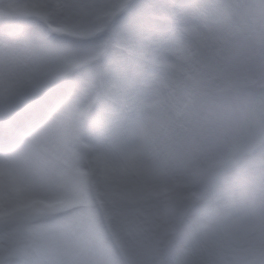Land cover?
I'll use <instances>...</instances> for the list:
<instances>
[{"label": "rangeland", "instance_id": "rangeland-1", "mask_svg": "<svg viewBox=\"0 0 264 264\" xmlns=\"http://www.w3.org/2000/svg\"><path fill=\"white\" fill-rule=\"evenodd\" d=\"M41 1L44 4L39 7L35 0H0V92L6 91L2 93L0 115H6L19 104V84L37 76L62 81V88L54 87L53 95L59 96L63 89L60 101L65 100L76 77L63 74L74 66L94 62L107 50L113 67L123 74L124 86L101 81L98 91L85 93L78 103L94 114L103 101L108 104L115 101L112 116L107 119L110 123L115 120L114 112L119 110L120 100L134 72V69H128L130 59L137 56V64L140 56L154 47L155 29L168 15L173 0ZM184 10L173 34L163 39L160 65L151 71L138 91L141 108L136 104L137 111L130 122L117 125L114 132L125 146H132L137 155L143 156L141 146L135 142L138 136L148 137L156 146L157 155L161 156L187 148L193 142L212 144L220 135L209 115L217 93L202 86L200 74L211 71L217 58L228 56L238 48L259 52L264 46V0H190ZM131 13L139 17L129 19ZM25 15L35 17L16 24V19ZM209 22L213 25L210 28L207 27ZM85 24L93 29L87 37L82 30ZM51 33L54 35L48 37ZM86 38L101 43L95 49L86 50L83 47ZM142 39L145 40L144 47L137 48ZM225 86L238 90L255 88L259 93L264 88V80L256 75L228 81ZM147 115V124L139 128ZM7 125L0 124V128L8 129ZM22 131L30 133L29 129ZM87 143L91 142L80 140L72 154L65 152L57 141L41 139L36 141L37 156H24V152L14 155V150L10 151L9 159L16 167L0 168V211L26 204L35 197L60 199V192L45 193L32 188L30 182L44 177L57 180L56 165L70 173L74 180L79 169L85 167L81 166L82 156L86 155L92 161ZM14 147L10 144L0 149L12 150ZM242 150L238 142L223 144L195 170L194 175L203 177L199 183L178 180L160 185L155 182L152 171L144 175L135 162L126 163L141 177L135 193L137 198L168 201V207L156 213L158 239L165 255L173 249L178 251L187 247L188 240L198 234L200 224L206 229L217 208L239 203L247 192L254 193L257 201L264 199V156L253 149L252 163L237 167L235 160ZM181 195L190 198L182 199ZM76 206L73 200L63 203L44 221L32 216L33 225L48 222L50 225L12 230L0 228V264H22L27 254L30 255L28 261L34 259L36 264H46V257L42 255L44 249L59 242L61 232L67 228L66 218L76 211ZM71 207L75 209L65 212ZM55 213L59 215L55 217ZM168 232L170 234L166 235ZM226 239L237 242L240 247L230 251L220 244L202 247L195 254L197 264H225L228 261L234 264L242 259L261 264L264 261V216L260 215L259 209L244 231L230 232ZM32 247L39 249V255L32 252Z\"/></svg>", "mask_w": 264, "mask_h": 264}, {"label": "clouds", "instance_id": "clouds-1", "mask_svg": "<svg viewBox=\"0 0 264 264\" xmlns=\"http://www.w3.org/2000/svg\"><path fill=\"white\" fill-rule=\"evenodd\" d=\"M212 26L211 22L207 25ZM82 30L86 37L93 31L88 24ZM100 43L86 38L83 47L92 50ZM63 75L76 79L67 98L50 105L44 112L41 127L69 154L76 151L80 140L94 138L100 145L101 159L90 165L81 161V166L89 167V174L77 173L65 193L78 207L66 218L67 228L61 232L59 242L44 249L46 264H197L195 254L202 247L220 244L226 251L240 247L237 242L228 241L227 234L244 231L256 217L257 209L264 216V199L257 201L252 192L245 193L239 203L217 208L206 229L190 238L187 247L173 249L165 255L158 239L156 213L166 209L168 201L164 198L142 200L135 196L141 177L127 167L122 143L111 124L103 117L93 119L78 103L85 93L98 91L101 81L123 87V74L113 67L106 50L94 62L74 66ZM256 75L264 80V46L259 52L238 48L228 56L217 58L211 71L200 74L202 86L217 93L209 115L220 135L212 144L193 142L187 148L161 156L148 137L136 138L157 184L167 185L178 180L199 183L203 177L194 175L195 170L226 143L242 145L243 150L235 160L237 167L252 163L253 149L264 156V88L258 93L255 88L238 90L225 86L228 81ZM53 82L51 77L37 76L22 81L18 93L22 98L32 97L46 91ZM26 264H36V261ZM234 264L251 262L242 259Z\"/></svg>", "mask_w": 264, "mask_h": 264}, {"label": "bare ground", "instance_id": "bare-ground-1", "mask_svg": "<svg viewBox=\"0 0 264 264\" xmlns=\"http://www.w3.org/2000/svg\"><path fill=\"white\" fill-rule=\"evenodd\" d=\"M37 6H42L44 4V1L41 0H35ZM15 4H18V1H15ZM179 46V43H177ZM18 89V88H17ZM52 91V87L48 88L46 90V93L43 96H40L38 98L37 101H33L31 103V109H33V107H39V109H41V107H43L47 101L50 99V93ZM6 91H2L0 92V106L2 102H1V97H2V93H4ZM19 94V93H18ZM38 95V94H37ZM35 95V96H37ZM34 96L32 97H27L25 99L22 100V103L25 102L24 100H28V99H33ZM22 97H20V95L17 96V100H21ZM99 107V105H98ZM26 109V107L24 108V110ZM110 109V105L102 102V106L95 111V113L92 115V118L95 119L97 117H104L106 114V111H108ZM98 113V114H97ZM20 122H17L19 126L23 127V128H28L30 126V122L29 119L27 118L28 122H26L25 118L23 116L20 117ZM149 119V115H147L146 119L144 118V121L139 123V128H141L142 126H145L147 124V120ZM19 121V119H18ZM39 127L37 128V130L32 131L30 138L26 139L21 145H19L17 147L16 150H14V155L16 153L19 152H24L22 153L24 156H28V157H32V156H37L38 155V151L36 149V141L37 139H41V140H46V141H51V142H55L54 140L50 139L44 132V130L41 127V122H38ZM138 128V126H137ZM4 132L5 130H0V141H4ZM13 137H9V140L12 141ZM122 140V139H121ZM58 144H61L59 141H57ZM122 143V142H121ZM99 148L100 145L98 143H88L87 145V149L88 152H90V156L92 157V161L93 162H98L101 157L99 155ZM122 151H123V155H124V159L126 161V163L133 161L135 162L138 166H140L142 168L141 173L145 175V173L147 174V171H151V168L149 167V165L143 160V156L140 154H136L134 151V148L130 145H126L124 143H122ZM133 153V154H132ZM134 154L136 155V160H134ZM10 158V153L9 154H0V168L1 167H16V165L9 159ZM58 177L55 179H52V177H44L41 179H34L30 182V186L36 190H40L43 191L45 193H52L54 191H58L60 192V195L62 198H64L66 201H72V199H70L65 193L67 192V190L69 189L70 186H72L73 182V178L71 177V174L66 172L62 167L56 165V167H54ZM10 173H14V171H10ZM24 189V188H22ZM36 212L38 213L39 216H42L43 218H46L49 213H50V208L49 207H40L38 206L37 208H35ZM29 212L26 213H22L20 215H17L15 217H13L12 219L4 222L3 227H1V229L5 228H12V229H17L19 227H32V228H37L39 226L42 225H50L49 222L48 223H44V224H37V225H29L27 223V217L29 216ZM11 229V230H12Z\"/></svg>", "mask_w": 264, "mask_h": 264}]
</instances>
